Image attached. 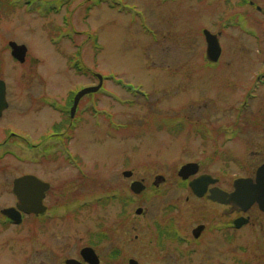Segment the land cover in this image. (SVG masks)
Returning <instances> with one entry per match:
<instances>
[{"label":"rangeland","instance_id":"rangeland-1","mask_svg":"<svg viewBox=\"0 0 264 264\" xmlns=\"http://www.w3.org/2000/svg\"><path fill=\"white\" fill-rule=\"evenodd\" d=\"M204 29L221 47L214 64ZM9 41L26 47L23 63ZM72 57L89 74L76 73ZM94 75L101 89L79 101L69 122L71 93L96 85ZM0 79L8 103L0 211L15 202L14 178L49 185L44 224L27 217L6 225L0 216V264H62L91 233H141L176 196L181 225L191 227L217 209L175 188L183 165L196 163L198 175L230 190L264 161V0H0ZM134 181L145 190L130 191L124 206ZM72 200L88 205L76 210ZM240 212L227 208L228 225L240 214L250 222L230 232L225 261L211 246L178 264H264V212Z\"/></svg>","mask_w":264,"mask_h":264},{"label":"flooded vegetation","instance_id":"flooded-vegetation-1","mask_svg":"<svg viewBox=\"0 0 264 264\" xmlns=\"http://www.w3.org/2000/svg\"><path fill=\"white\" fill-rule=\"evenodd\" d=\"M249 4L252 6L253 3L250 2ZM255 8L257 11L263 10L258 6H255ZM10 135H13V133H10ZM30 147H34V145ZM263 163L264 161L255 169L254 176L252 177L254 181L256 172ZM24 175L29 174H22L21 176ZM202 175L207 174H195L190 176L185 181L181 180L182 183L175 184V188H183L189 192L186 196V201H198L212 205L215 209H217V215H214L211 218H200L193 223L191 227L181 225L182 215L179 205L180 201L176 196V200L168 203L164 210L160 211L159 217H156L155 219L146 218L143 221L141 224L143 231L141 233L134 234L127 231L121 233L110 231H98L91 233L86 243L76 247L74 254L65 257L62 264H70V261H73V264H101V262H103L102 264H178L180 260H185L186 258L197 255L201 250H205L211 246H214L213 248H219L223 251L222 256L224 257L222 260L225 261L226 244L233 237L230 235V232H232V230L238 231L239 229H242L244 226L248 225L250 219L248 216L240 214L238 217L234 218L230 225H228L226 221L227 208H229V210L233 213L242 212L238 209H234L231 205L212 201L209 198V195L210 190L214 188H218L226 192L232 191L233 188L227 190L220 185V180L218 178L212 177L213 179H216V182L213 184H207L204 188V193L200 195L195 194L190 187V182ZM16 178L13 179L11 187V194L14 196L15 202L13 206L10 207H16L18 204V199L13 193V182ZM157 185L158 184H154L155 187H157ZM144 190L139 194L144 192ZM110 191L114 192L113 189ZM130 191L131 183L128 184L127 189L124 188L121 197L124 206H127L130 201ZM46 196L47 192H45L44 199ZM116 197L118 198V196L115 195L109 200H113ZM189 198H192V200ZM44 199L43 205L47 208L44 204ZM70 203L71 205H75L73 200L70 201ZM84 205L87 206L88 204L80 203V205H77L76 202L75 209L78 210L84 207ZM59 206L66 207L67 205L62 203ZM253 206H256L257 209H259L257 203ZM47 212L48 209H46V212L41 215L22 214V221L24 218L28 217L31 218L32 223L38 221V223L44 224V221H46L44 215ZM144 212L147 214L146 209ZM122 214L121 219H123V229L126 230L129 228L128 219L130 217L129 215H126V211L124 210L122 211ZM0 216L1 219H3L1 224L14 225L11 221H9V219L2 216L1 213ZM236 222L239 223L238 227L235 226ZM131 235H133V240H138L137 249L134 244L131 243ZM131 245H133L132 250L130 249ZM133 252L135 253L131 254Z\"/></svg>","mask_w":264,"mask_h":264},{"label":"water","instance_id":"water-1","mask_svg":"<svg viewBox=\"0 0 264 264\" xmlns=\"http://www.w3.org/2000/svg\"><path fill=\"white\" fill-rule=\"evenodd\" d=\"M203 35L206 42V57L210 62H216L221 54V49L217 39V35L211 34L208 30H203ZM11 49L12 57L20 63L25 60L27 49L24 45L17 44L13 41L8 43ZM98 78V84L92 87H85L79 90L74 98L70 108V116L73 117L79 100L86 94L96 92L102 85V77L96 75ZM8 107L6 100V85L3 80L0 79V117L3 111ZM198 172V165L196 163H187L183 165L179 171L178 176L183 180L189 176ZM131 171H124L125 177H130ZM216 179H213L209 175L199 176L190 182V187L195 194H202L205 192L204 188L207 184L215 183ZM233 190L226 192L218 188L210 190L209 198L212 201H217L227 205H231L234 209L239 211H247L253 204L257 203L259 210L264 212V163L258 168L256 172L255 181L252 178L239 177L233 181ZM49 185L33 175H24L18 177L13 182V193L18 199L16 207L6 208L1 211L3 215L8 217L14 223L21 221V214H40L45 211V207L42 203L45 196V192L48 190ZM202 188V189H201ZM144 189L142 182L134 181L131 184V190L134 193H140ZM141 210L138 208L136 213ZM238 222H236L237 225ZM70 261V264H73Z\"/></svg>","mask_w":264,"mask_h":264},{"label":"trees","instance_id":"trees-1","mask_svg":"<svg viewBox=\"0 0 264 264\" xmlns=\"http://www.w3.org/2000/svg\"><path fill=\"white\" fill-rule=\"evenodd\" d=\"M92 39H93L92 41H93L95 47H97L98 46L97 45V38L93 37ZM72 61H73V57L69 59V64L76 71V73H78L79 75L89 74V70L87 69V67L83 66L80 61H77L74 63H72ZM72 94H74V92L71 93L70 98H72ZM66 113H68V112H66ZM68 121L70 122V119H68Z\"/></svg>","mask_w":264,"mask_h":264}]
</instances>
